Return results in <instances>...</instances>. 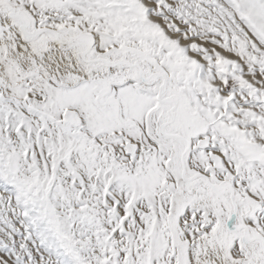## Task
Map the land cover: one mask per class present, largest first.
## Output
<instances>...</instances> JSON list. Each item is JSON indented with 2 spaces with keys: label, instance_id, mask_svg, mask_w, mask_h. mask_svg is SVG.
I'll return each instance as SVG.
<instances>
[{
  "label": "snow or ice",
  "instance_id": "obj_1",
  "mask_svg": "<svg viewBox=\"0 0 264 264\" xmlns=\"http://www.w3.org/2000/svg\"><path fill=\"white\" fill-rule=\"evenodd\" d=\"M0 264H264V0H0Z\"/></svg>",
  "mask_w": 264,
  "mask_h": 264
}]
</instances>
